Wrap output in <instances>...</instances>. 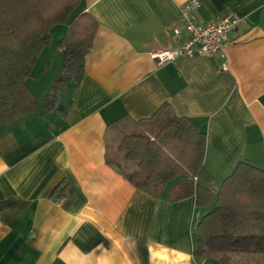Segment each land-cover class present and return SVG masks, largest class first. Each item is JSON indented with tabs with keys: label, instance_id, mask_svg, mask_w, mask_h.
Masks as SVG:
<instances>
[{
	"label": "crops",
	"instance_id": "obj_1",
	"mask_svg": "<svg viewBox=\"0 0 264 264\" xmlns=\"http://www.w3.org/2000/svg\"><path fill=\"white\" fill-rule=\"evenodd\" d=\"M189 1L83 0L77 13L98 24L94 47L77 94L69 87L53 110L69 26L51 29L29 80L38 112L0 127V264H218L194 255L196 196L155 197L107 163L114 122L153 119L155 133L188 117L207 135L214 186L240 161L264 169V0H197L205 23L244 19L225 58L159 65L156 54L187 38L173 30Z\"/></svg>",
	"mask_w": 264,
	"mask_h": 264
},
{
	"label": "trees",
	"instance_id": "obj_2",
	"mask_svg": "<svg viewBox=\"0 0 264 264\" xmlns=\"http://www.w3.org/2000/svg\"><path fill=\"white\" fill-rule=\"evenodd\" d=\"M83 0H0V127L34 115L40 107L29 85L40 53L51 42V29L65 24L68 34L60 41L64 51L61 75L47 96L53 110L72 87L76 95L85 76V59L92 52L98 24L79 12ZM153 119L136 121L129 116L114 122L118 150L136 164L141 181L107 157L108 165L147 193L172 201L197 197L203 211L197 228L195 257L218 264H264V249L218 248L219 237L264 239V169L240 161L222 181H216L205 164L207 135L188 117H174L150 137ZM153 132V131H152ZM177 181L174 188L168 185ZM247 241V240H245Z\"/></svg>",
	"mask_w": 264,
	"mask_h": 264
},
{
	"label": "built area",
	"instance_id": "obj_3",
	"mask_svg": "<svg viewBox=\"0 0 264 264\" xmlns=\"http://www.w3.org/2000/svg\"><path fill=\"white\" fill-rule=\"evenodd\" d=\"M198 8L197 0H190L182 7L181 19L173 30V36L174 39H179L183 34H187V38L178 49L156 54L154 59L159 65L179 57L220 56L225 58L230 37L244 19L230 16L214 23H205L196 14Z\"/></svg>",
	"mask_w": 264,
	"mask_h": 264
},
{
	"label": "rangeland",
	"instance_id": "obj_4",
	"mask_svg": "<svg viewBox=\"0 0 264 264\" xmlns=\"http://www.w3.org/2000/svg\"><path fill=\"white\" fill-rule=\"evenodd\" d=\"M78 12V11H77ZM67 98L70 97V93L68 92L67 94ZM162 128V127H161ZM160 128V129H161ZM159 129V130H160ZM158 130V131H159ZM150 130L147 131V133L149 134V136L153 135L152 131H153V126L151 127V132H149ZM150 136V137H151ZM111 156H113L112 158H114L115 160H117L118 162H120L122 164V168L124 169L125 172H127L128 174L132 175L135 180L137 181H141L143 179V174L142 172L137 169L138 167L136 166V164L128 162V161H124L125 159V154L120 152L118 150V143H116L112 148H111ZM220 183V181H217V184L214 186L215 189H217V187L219 186L218 184ZM177 184V181L172 182L168 185V190L172 189L173 186H175ZM247 240V241H245ZM256 239H247V238H239V237H219L215 240H213L211 242L212 246L214 247H218V248H236V249H251V250H257V249H264V239H258L257 242L253 241Z\"/></svg>",
	"mask_w": 264,
	"mask_h": 264
}]
</instances>
